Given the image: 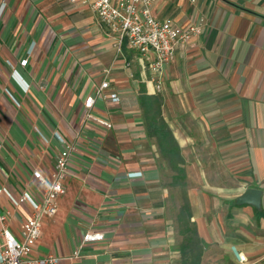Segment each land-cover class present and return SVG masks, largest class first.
I'll return each instance as SVG.
<instances>
[{"label":"crops","instance_id":"1","mask_svg":"<svg viewBox=\"0 0 264 264\" xmlns=\"http://www.w3.org/2000/svg\"><path fill=\"white\" fill-rule=\"evenodd\" d=\"M87 1L0 0V188L41 200L33 173L54 171L63 149L56 133L76 146L34 256L61 264L264 259V0H158L159 21L187 28L204 20L202 35L164 66L160 92L153 56L119 47ZM105 80L110 88L91 114L111 129L86 120L85 101ZM176 187L188 190L177 196ZM248 189L263 192L262 211L239 204ZM0 212L21 240L31 207L3 195ZM89 232L104 240L81 246Z\"/></svg>","mask_w":264,"mask_h":264},{"label":"built area","instance_id":"2","mask_svg":"<svg viewBox=\"0 0 264 264\" xmlns=\"http://www.w3.org/2000/svg\"><path fill=\"white\" fill-rule=\"evenodd\" d=\"M157 1L93 0L89 5L97 14L100 22L119 35V47L127 42L132 50L142 56H153L149 65L152 73L151 81L156 90L160 92L163 86L164 66L174 58L178 46L188 44L195 37L202 35L204 20L198 18L187 28L171 24L168 21H159L154 16V7ZM71 2L88 4L87 0H71ZM190 2L195 4L197 0H190ZM26 63L27 61L22 62L23 65ZM106 73L109 74V71ZM15 74L19 79L18 81H22L17 72ZM25 86L26 91H28L29 87ZM109 88L110 82L108 80L103 81L96 92V97L91 96L85 101V108L88 111L86 120L95 121L107 129H111L113 125L106 120L95 119L91 110L96 98L103 97L104 91ZM6 93L14 104L20 107V103L13 94L8 90ZM109 97L114 103L121 101L115 93ZM56 136L63 145V149L56 157L54 171L49 176H45L39 170L33 173L34 180L42 189L41 200L35 199L29 193H24L17 199L8 190L0 188V200L5 195L15 207L26 203L33 211L32 215L27 217L21 225V240L9 230V215L0 212V264H61V258L55 256H34V249L41 237L44 220L53 218L58 214L59 200L66 192L64 182L68 177L72 154L76 151V146L69 144L60 133H56ZM1 149L2 144L0 143V152ZM102 240H104V234L89 232L84 236L81 246ZM77 255L78 253H76ZM241 261L244 262L245 259Z\"/></svg>","mask_w":264,"mask_h":264},{"label":"water","instance_id":"3","mask_svg":"<svg viewBox=\"0 0 264 264\" xmlns=\"http://www.w3.org/2000/svg\"><path fill=\"white\" fill-rule=\"evenodd\" d=\"M263 192L259 189H248L246 192L239 197L238 202L240 205H250L260 210L262 207Z\"/></svg>","mask_w":264,"mask_h":264},{"label":"rangeland","instance_id":"4","mask_svg":"<svg viewBox=\"0 0 264 264\" xmlns=\"http://www.w3.org/2000/svg\"><path fill=\"white\" fill-rule=\"evenodd\" d=\"M182 190H185V191H187L188 190V188H177L176 187V189H175V191H174V194L176 193V195L178 196V195H182ZM263 209H262V207H261V209H260V211H262ZM177 215H178V211H176L175 212V215H174V220H175V225H174V227L176 228V229H179V230H181V229H183V225H179V220H177V219H175L176 217H177ZM185 217H186V214L184 215ZM186 220H188V218L186 217ZM187 223H188V228H189V230H192V222H190L189 220L187 221ZM181 224V223H180ZM249 227H251V225L249 226ZM237 253H239V252H237ZM217 254V252H212V257H214V255H216ZM234 264L236 263V264H238L237 262H233ZM188 264H196L195 262H188ZM201 264H232V262H204V263H201ZM248 264H264V259H261V260H258V261H256V262H251V263H248Z\"/></svg>","mask_w":264,"mask_h":264},{"label":"trees","instance_id":"5","mask_svg":"<svg viewBox=\"0 0 264 264\" xmlns=\"http://www.w3.org/2000/svg\"><path fill=\"white\" fill-rule=\"evenodd\" d=\"M164 143L167 144L169 147V149H172L175 153L174 154H178L177 151H178V147H177V144L175 142V140L173 139L172 136H169L168 135V132L165 133V137H164ZM177 148V150H176Z\"/></svg>","mask_w":264,"mask_h":264},{"label":"clouds","instance_id":"6","mask_svg":"<svg viewBox=\"0 0 264 264\" xmlns=\"http://www.w3.org/2000/svg\"><path fill=\"white\" fill-rule=\"evenodd\" d=\"M233 251H235V248H233ZM239 259L243 260L244 259V256L242 253L239 254Z\"/></svg>","mask_w":264,"mask_h":264}]
</instances>
